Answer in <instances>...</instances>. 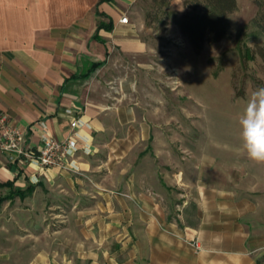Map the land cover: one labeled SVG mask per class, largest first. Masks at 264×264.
Returning <instances> with one entry per match:
<instances>
[{
  "label": "crops",
  "instance_id": "obj_1",
  "mask_svg": "<svg viewBox=\"0 0 264 264\" xmlns=\"http://www.w3.org/2000/svg\"><path fill=\"white\" fill-rule=\"evenodd\" d=\"M137 1L0 0V113L77 146L46 171L0 152V195L69 202L58 225L9 212L0 264H264V164L161 128Z\"/></svg>",
  "mask_w": 264,
  "mask_h": 264
},
{
  "label": "rangeland",
  "instance_id": "obj_2",
  "mask_svg": "<svg viewBox=\"0 0 264 264\" xmlns=\"http://www.w3.org/2000/svg\"><path fill=\"white\" fill-rule=\"evenodd\" d=\"M194 0H138V18L144 27L142 39L151 45L152 110H163L166 130L187 144L220 148L241 147L240 117L253 92L264 87V61L256 55L243 62L241 52L255 51L264 44L253 21L257 7L252 0H237L238 8L229 15V32L216 44H206L196 53L181 35L175 21L191 11ZM131 63V62H130ZM243 92V93H242ZM244 94L238 97L237 94ZM161 100V104H159ZM10 193L0 196H9ZM69 202L50 193L20 199L11 194L0 204V231L11 211H26L29 220L58 225ZM63 215V214H62Z\"/></svg>",
  "mask_w": 264,
  "mask_h": 264
},
{
  "label": "trees",
  "instance_id": "obj_3",
  "mask_svg": "<svg viewBox=\"0 0 264 264\" xmlns=\"http://www.w3.org/2000/svg\"><path fill=\"white\" fill-rule=\"evenodd\" d=\"M257 7V15L253 24L259 34L264 37V0H252ZM191 11L180 16L174 23L181 35L189 42L198 54L206 44L212 45L221 42L229 32V15L238 8L237 0H194L189 6ZM100 16H105L99 13ZM99 29H112L111 21L106 24L99 23ZM258 55L264 61V44L257 46L254 52L246 50L241 52L243 62L254 60ZM243 93V92H242ZM237 94L243 97L244 94ZM32 187L26 190L11 191L9 196H0V204L11 199V194L25 199L33 192Z\"/></svg>",
  "mask_w": 264,
  "mask_h": 264
},
{
  "label": "built area",
  "instance_id": "obj_4",
  "mask_svg": "<svg viewBox=\"0 0 264 264\" xmlns=\"http://www.w3.org/2000/svg\"><path fill=\"white\" fill-rule=\"evenodd\" d=\"M127 23L125 16L120 20ZM26 131L0 113V152L6 154L12 163H36L46 171L51 168L68 169L69 158L77 152L76 142L67 139L59 142L54 138H43L40 147L26 143ZM198 249V243L194 244Z\"/></svg>",
  "mask_w": 264,
  "mask_h": 264
},
{
  "label": "clouds",
  "instance_id": "obj_5",
  "mask_svg": "<svg viewBox=\"0 0 264 264\" xmlns=\"http://www.w3.org/2000/svg\"><path fill=\"white\" fill-rule=\"evenodd\" d=\"M239 123L242 150L249 160L264 164V87L253 92Z\"/></svg>",
  "mask_w": 264,
  "mask_h": 264
}]
</instances>
